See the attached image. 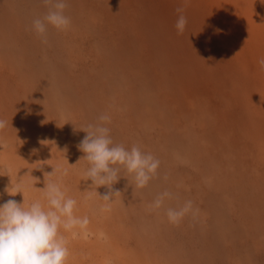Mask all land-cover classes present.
<instances>
[{"label":"rangeland","instance_id":"obj_1","mask_svg":"<svg viewBox=\"0 0 264 264\" xmlns=\"http://www.w3.org/2000/svg\"><path fill=\"white\" fill-rule=\"evenodd\" d=\"M65 3L70 27L43 43L51 5L0 0V204L47 209L53 182L76 200L66 264H264V0ZM101 115L160 161L146 187L123 168L111 189L85 180L81 129Z\"/></svg>","mask_w":264,"mask_h":264},{"label":"clouds","instance_id":"obj_2","mask_svg":"<svg viewBox=\"0 0 264 264\" xmlns=\"http://www.w3.org/2000/svg\"><path fill=\"white\" fill-rule=\"evenodd\" d=\"M45 5H51L43 19H35L32 22V30L47 43V26L52 25L57 30L65 31L70 27L71 20L65 15L67 4L65 0H43ZM178 13H183V8H177ZM187 24V18L179 15L175 28L177 34H183ZM264 68V59L259 61ZM96 125H89L81 129L86 135L78 144L83 158L90 164L85 180H91L92 185L111 186L120 179V171L123 168L133 176L135 186L144 188L149 181L156 176L160 161L150 153L142 152L138 146H132L130 150L123 145L114 144L110 136V129L104 126L110 122L108 115H101ZM5 122L0 120V129ZM55 170H53L52 174ZM45 196L47 209L39 202H33L24 207L22 203L9 199L0 204V264H66L69 257V249L59 229L63 227L69 230L76 225L84 227L87 218H77L73 215L76 200L66 198L65 193L57 183H45ZM10 196L13 194L5 188ZM104 195L105 200L111 199V194ZM171 193L164 192L156 197L152 208L158 209L163 205L164 198ZM192 210V202H185L179 209L168 208L166 215L169 223L178 225L182 218Z\"/></svg>","mask_w":264,"mask_h":264}]
</instances>
